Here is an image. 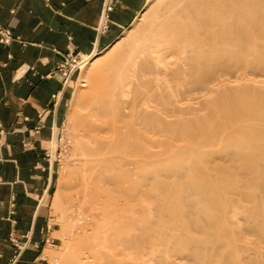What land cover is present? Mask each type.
Listing matches in <instances>:
<instances>
[{
	"label": "bare ground",
	"instance_id": "bare-ground-1",
	"mask_svg": "<svg viewBox=\"0 0 264 264\" xmlns=\"http://www.w3.org/2000/svg\"><path fill=\"white\" fill-rule=\"evenodd\" d=\"M170 6L175 7L170 8ZM258 11L263 12V14L261 13L262 15L258 16ZM151 19V24H153L152 30L137 34L134 40L135 44L124 49L116 58L108 63V65L98 73L96 79L88 86L86 93L82 96L80 102H82L84 112L82 111L80 115L79 128L82 131L81 135L83 133L85 137L87 135L86 138H88L89 142L88 140L84 141L83 138L85 137L80 135L83 137V141L80 140V143L84 142L83 145H85L83 152L80 151L82 154L81 156L84 158L87 152L86 149L90 147L87 146L85 143L86 141L89 143L88 145H91L90 152H93L97 157L98 155L101 156L102 152L103 154L106 153L105 148L107 141L109 142L108 144H115L116 148H118L117 145L126 143V141H134L136 144H142L141 141L145 139L146 134L147 136L149 134L150 136L158 134L159 125H161V128L163 127V131L161 130L160 133L164 132L165 134V128L166 131L170 130L169 132L175 135L176 133L174 132L177 131V127L180 126L182 122L185 124L184 122L187 119L185 118V120L183 118L185 121H182L180 124V122L176 123V121H181L183 120L182 118H180L181 120H173L175 118L172 117L173 119H171L173 121L167 122L166 119L168 118H166L165 121L161 120L164 116H159L161 115L159 113H167L166 115L163 114L165 117L168 114L171 117V114L173 116L175 113V115L179 117V114L177 115L176 113L182 114V112L186 110L181 108L182 111H178L180 110V105L178 103L179 107L176 108V101L179 97L176 96L179 94L185 95L186 93L193 94V92L212 93L215 99L211 102H216L215 104L219 107L218 110L220 112L214 116L210 115V119H208L213 125V128L210 127L213 132H211L210 136H208L209 134L207 135L208 138L204 137L206 140H203V135H201L200 132L196 133L201 135V138H198L199 135H196L198 138H196L197 140H202V143L199 140L200 146L198 144L199 142H195L194 144L197 143V145H191V148L185 146V149L182 147L184 150H180V147L179 150L183 155L184 152L186 153V159H191L190 156L193 158V153L199 151L201 158L195 163L197 164L195 169L199 166L206 174L209 170H213L212 173L215 176L213 175L212 177L211 173H208L212 177L211 179L209 176L211 179L209 182L206 180V184L204 183L202 185L203 181L199 180L201 183L198 184L207 188L201 194L199 192L201 195L197 196L199 199L205 198L204 200L206 201L208 200L206 197L210 194L212 195L215 191L225 192L223 197H219V202L217 200L214 201L213 196L212 200L209 198L211 200L209 204L212 203L213 205H207L208 210L211 207L210 210H206V213H203L201 216L198 215L197 218L201 220V217L206 218L207 216L209 217L210 215H218L221 213L220 215L223 214V220L217 224L207 223L208 225L203 226V229L201 228V231L207 232L209 235L213 234V237L217 235L213 242L211 240L213 238H210L209 235L206 234L209 237H207V240L210 241L204 242L207 243L205 246L201 248L197 246L195 251L191 250L187 252L188 250H185L182 252V250L181 254H179V256L181 255L182 257L180 256L179 259H181L180 261L185 260L190 264H264V250H262V248H264V85L262 84L264 83L259 82L261 80L255 81L247 78L248 75H253L258 71L263 74L262 70L264 71V67L259 68V66H257V68L254 64L250 65L249 62L251 60L249 61V58H247L248 56L243 59H240V57L237 58L238 51L236 50L233 52L228 46L235 38H240L241 34L247 33L253 35L256 32L264 31V25H262L264 22V0H166L165 3L159 5ZM229 29L233 33H226L227 36H225L226 34L223 36V33L226 32V30L229 31ZM252 35L250 39L254 38ZM258 36L257 38L259 39ZM245 37H247V35ZM245 39L246 38H244V40ZM244 47L247 48V46ZM250 54L257 57H255L257 60L255 59L253 61L254 63L256 61L264 62V43L258 48L256 46V50H253ZM238 69L244 71V76L242 75L243 77L241 76L239 78L235 75L233 76L235 79L232 78L234 80L231 79V81L230 78L232 76L230 74ZM262 80L264 81V79ZM182 84L185 85V88L182 87ZM81 86H84V84L82 83ZM178 86L183 89L179 90ZM174 93L179 94L176 95ZM76 94L80 97L79 88L74 94L75 97ZM172 94L176 96L174 97ZM203 95L204 94H202V96ZM170 96L174 97L173 99H176V101L171 100ZM218 96H220V98L223 97V100L216 101V97ZM185 98L188 99V97ZM185 98L181 97V99L184 100ZM190 98L191 97H189L188 100H190ZM178 100H180V98ZM150 103L153 104L152 106L155 111L151 108L152 110L150 111L153 112L147 113L146 108L147 106L151 107ZM208 104L206 103L205 105L208 106ZM187 106H189V104ZM175 110L177 112H174ZM189 111L190 113L192 112L191 110ZM188 113L189 112H186V114ZM186 114L185 116H187ZM148 115H151V118H153V116L157 118L156 115H158V121L154 118L156 120L153 119L155 122V124H153L152 119H149V121L151 120L152 122L149 124L147 119L150 116ZM196 116L195 118L199 119ZM190 117H188V119ZM207 117L209 118V115ZM186 124L188 128L189 123ZM174 126H177L176 129ZM170 128H174L176 131ZM189 128H192V131L195 130L192 126ZM104 130H107V132L111 131L112 136L107 139L105 137L107 141H105V139H100V137L99 140L96 139L95 141V136ZM168 133H166V135ZM189 133L193 135L194 132ZM131 137L135 140L131 139ZM172 137L169 136V138ZM137 150L139 151L140 149L127 148V151L124 150V152H126V155L130 153L129 151H131V153L135 152L137 156L141 157H138V160L144 159L143 155L145 154L142 155L138 153ZM179 150L177 152H179ZM114 151L113 153L119 154L118 149ZM174 154H176V159L179 158L177 157L178 153L174 152ZM182 154L181 156H183ZM94 155L89 156L88 159H93L90 157H94ZM99 156L93 159L94 165L98 162ZM145 156L147 159V154ZM101 158L103 157L101 156ZM113 159H115V156ZM129 159L127 158L126 161ZM176 159L173 161H176ZM83 161H87V159ZM90 161H87L89 165L92 163V161ZM134 162L136 163L137 160H134ZM185 162L187 161L185 160ZM188 162L186 163L187 166L190 165ZM83 164L87 166L85 162ZM187 168L189 169V167ZM199 168L198 170H200ZM190 170H194V168H190ZM82 172L86 173L84 169ZM175 172H173V174H178ZM192 177L196 179L197 176ZM203 187H200L201 191L204 189ZM197 192L198 191L195 193L196 195H198ZM199 201L201 204L202 201ZM204 207V209H206L205 204ZM96 209L94 211L97 212L98 209ZM99 209L101 210H98L101 220H103L105 226H113L115 230H118V228H116L118 224L116 220L120 215H123L125 218L124 215L126 214L120 213L122 208H117V210L114 209L112 212L109 211L111 209L108 210L106 208V213L102 212L103 208L99 207ZM198 212L200 214V211ZM243 212L246 214L241 216ZM239 219H242V221L244 219L249 220L247 224L244 222L246 224L242 229V231H244V237L237 234L235 235L234 232H232L235 225V228H240L237 223L240 222ZM98 223L97 225L101 227L102 225ZM100 223L102 224V222ZM105 226L103 224V228ZM109 229L113 228L109 227ZM109 229L107 227V232ZM107 232L105 231L104 234H107ZM189 232H192L190 228ZM189 232L186 231L185 234H190ZM94 234L96 235V233ZM113 234H111L112 236L110 235L109 238H112ZM70 235L72 236V234ZM114 235H117V233ZM247 235H250V238ZM173 237L174 236H172V239H170L171 237L169 238L170 241L175 238ZM74 238L76 239V237ZM82 238L83 237H81L80 240H82ZM113 238L115 239V236ZM119 238L120 237L116 236V239ZM205 238L206 237H204V239ZM121 239L122 238H120V240ZM87 240L88 239L81 244H78L80 243L78 241V243L75 244L74 242L71 243L73 244L72 246L68 245L70 248H67L63 256L62 264H90L89 258L100 263L101 258L98 247L101 245L100 243H103L104 238L97 237L94 239L96 242L93 239H91L93 241ZM201 240L203 239L201 238ZM167 241L170 242L169 240ZM199 242L201 241H198V243ZM124 244H122V247ZM261 244L263 247H261ZM175 245L176 244H174V246ZM171 246L168 244V247ZM179 247H182V245ZM123 248L125 249V245ZM173 251L174 250H172V252ZM177 251H179V249H177ZM112 257V260L116 258L114 254ZM109 258H111L110 255ZM107 262L106 264H109ZM110 264H113V262L111 261Z\"/></svg>",
	"mask_w": 264,
	"mask_h": 264
},
{
	"label": "rangeland",
	"instance_id": "rangeland-1",
	"mask_svg": "<svg viewBox=\"0 0 264 264\" xmlns=\"http://www.w3.org/2000/svg\"><path fill=\"white\" fill-rule=\"evenodd\" d=\"M165 2L166 0H146L145 3L143 4V7L140 10L141 12L138 13L136 17L133 19V21L129 24V26H127V28H125L115 38V41H113L110 45H107L106 47L100 50H97L96 52L92 53L90 56L82 60L80 63V66L77 67L76 70L72 74H70L66 79V81L69 80V87L65 93V110L63 114V119L61 123L58 125V127L53 132L56 148H55V154H54L55 176L53 180V185H52V189L50 193V202H49V210H50L49 211L50 212L49 224H50L51 232H50V237L48 241L43 246V251H42V255L44 257L43 264H62L63 256L66 253L67 248L69 247L68 245L72 246L73 244L71 243L74 242L75 244V243H78V241L80 242L78 244H81L83 241H86V239H88L87 241H90L91 239L94 240L97 237L104 238L103 243H100L101 245L98 247V249L100 250V258H101L100 263L89 258L90 264H97V263L106 264L108 259L109 260L107 263L109 264L111 261L113 262V264H116V263L118 264H186V263L190 264L189 262H186L185 260L180 261L181 259L179 258L181 255L179 256V254H181V251L182 250H183L182 252H184L185 250L186 251L188 250L187 252L191 250L195 251L197 249V246L198 248L205 246L207 243H204V242H209L210 240H207L209 237L213 238L211 239L213 242L215 240V237L217 236V235H214L215 237H213V234L209 235V233L201 231V228L203 229V226L208 225L207 223L217 224L221 222L223 220V214L220 215L221 213L218 212L219 216L216 214H213L212 216L210 215L209 217L207 216L206 218L201 217V220L200 218H197V217L198 215L201 216L203 213H206V210L207 211L210 210L211 207L208 210L207 205H213L212 203L209 204V202H211L212 200V196H213L214 201L217 200L219 202V197H223V194L225 192H219V191L213 192L214 194L212 193V195L210 194L208 197H206V199L208 200L211 199L210 201L208 200L205 201L204 200L205 198L199 199V197L197 196H199L204 190L207 189V188H204L202 185L204 183L206 184V180H208L209 182L212 179L214 175L212 173L213 170H209L211 172L208 171L209 174L211 173V176H212L211 177L208 173L206 174L204 170H203L204 171L203 173L202 169H200L199 166L198 168L200 170H198V168L195 169V166H197V164L195 163H197L198 159L200 160L201 158L199 151L193 153L194 154L193 158L192 156H190L192 161L191 159H186L187 157H186L185 152H184L185 156L182 153H180V150H184L185 146L190 147L191 145L193 146L197 145L199 140L202 143L201 139L197 140L198 138H201V135H203L202 137L204 138V137H207L208 134H209L208 136H210L211 132H213L212 131L213 125L212 123H210L211 121L208 119H210V115L214 116L215 114H219L220 112L218 110L219 107L217 106V104H215L216 102L215 101L211 102L212 100L215 99L212 93L193 92V94L186 93L185 94L186 96L183 94L182 96L179 93H174L176 95L177 94L180 95V96L175 95L176 97L180 98L181 101L178 100L179 98H177V101L179 102H177L176 99H173L175 97L174 94H172L174 97L170 96L171 100L176 101V105H177L176 108H178L180 105V108H179L180 110L178 111L181 112L182 111L181 108L182 109L184 108V110L186 111L183 110L184 112H182V114L184 113L186 114V112L190 113L189 110H191L192 112L190 114L189 113L186 114L187 116H185V114L182 115L181 113H178L175 110L174 112H177L176 114L177 115L179 114L178 115L179 117H177L175 113L173 114V116L171 114V117L169 114L165 117L167 113L166 114L163 113L165 115H163L162 112L159 113L161 114L159 116L161 117L164 116V118L162 117L161 120L165 121L166 118L169 119V120L166 119L167 122H172L173 120H176V119L181 120L180 118L182 119L186 118L187 119V120L185 119L186 121L183 119L181 121H176V123L180 122L181 124L182 121H185L184 122L185 124L189 123L188 128L192 126L195 129L193 131L191 130L192 128L188 129L187 124L185 125L182 122V124L185 126H183L182 124L181 125L179 124L180 126L178 127L174 126L175 129L177 127L178 132L174 128H172L176 131L174 133H176L177 135L176 134L173 135L172 133L169 132L170 130H167L170 133L169 134L165 130V128H164V131H165V134H164V132L160 133L161 130L163 131V127L161 128V125H159L158 134L157 135L153 134L151 135L152 136L151 137L150 134L147 136L146 134L147 132H146L145 139H144L145 141L142 140L141 141L142 144H136L134 141H126V143L117 145L118 148H116L115 144L113 143L108 144L109 142L106 140L107 138L112 136L111 131L107 132V130H104L102 132H99V134L95 136V141L96 139L99 140V137L100 139H105L106 137L105 141H107L106 142L107 145L105 148L106 153L103 154L102 152L101 156L103 158H101V156L98 155L99 160L95 165H94L93 159L96 157V155H94L93 152H90L91 145H88L89 140L88 138H86L87 135L85 137V134L83 133L82 135L85 138L81 137L82 131L79 128V120H80V115L82 114V111L84 112V108L82 106V102L80 101H81L82 96L86 93L88 86H90V84L98 76V73L101 72L102 69H104L108 65V63H110L114 58H116L124 49L129 48L131 45L133 46L135 44L134 40L137 37V34H139L140 32H144V31L148 32L152 30L153 24H151L152 23L151 18L157 11L159 5ZM171 7H175V6H170V8ZM261 13L263 14V12L258 11L257 15L261 16L262 15ZM262 25H264V22ZM263 32L264 31L256 32L255 34H253L254 36L252 34H247V33L241 34L240 38L239 37L235 38L233 41H231L228 44V46L230 47V50H232L233 52L236 50L238 51L237 58L240 57V59H243L244 57L248 56L247 58H249V61L251 60L249 62L250 65L254 64L255 67L259 66V68L264 67V62L262 61L261 62L256 61L254 63L253 61L257 57L250 54V52H252L253 50H256V46L258 48L264 43V41H262L264 40ZM226 33L231 34L233 32L230 31V29L229 31L226 30V32L223 33V36ZM227 34L225 36H227ZM246 35L249 39L251 38V35L254 38L249 40L247 37H245ZM257 36L259 37V39L257 38ZM244 38L246 39L244 40ZM244 46H247V48ZM253 72H257V71H253ZM259 72L260 71H258L257 73L253 75H248L247 78L253 79L255 81L261 80L259 82L264 83V81L262 80L264 79V75H263L264 71L262 70L263 74L261 72L259 74ZM243 73L244 71H242L241 69L235 70V72L230 74L232 76L230 80L232 78L235 79V77H233L235 75H237L240 78L243 75ZM227 78H228V75H227ZM82 83L84 84V86H81ZM182 87L185 88V85H183ZM182 87H180L181 89L179 88V90H182L183 89ZM78 88H79L80 97H78V94H76V97H75L74 94L78 90ZM202 94L204 95L202 96ZM190 95H192L193 98ZM204 96L206 97L203 98ZM181 97L182 98L188 97V99L189 97L191 98L190 100H188L187 98H185L184 100V99H181ZM222 100H223V97L221 98L220 96L216 97V101H222ZM206 103L207 104L209 103L208 106L205 105ZM150 104H151V107L147 106L146 108L147 113L153 112V111H150L154 108L152 106L153 104L152 103ZM188 104L189 106H187ZM153 110L155 111V109ZM206 115L207 116L209 115V118ZM148 116L150 117L148 118ZM148 116H147L148 118L147 121H149V119H152L153 124H155L154 120L157 119L158 121V115H156L157 118L154 116L153 118H151V115H148ZM195 116L199 118L200 120L196 119ZM172 117L175 119H173ZM188 117H190L189 119L191 118L192 119L189 120ZM150 122L151 120L149 121V124ZM198 125H200L201 127ZM178 129H183V130L185 129L189 132H192V133L194 132L195 134L193 133V135H191L189 132L185 130L183 131V130H178ZM199 132L201 133V135L196 134ZM166 133H168L169 135L168 134L166 135ZM171 135L174 136L175 138L172 137ZM196 135H199L198 138ZM169 136L172 138H169ZM82 138L84 139V141L88 140V142L86 141L85 143L87 144L88 147L90 146L89 148H87L88 150L85 147L87 152L85 154L86 156L84 155V158H86L87 161L88 160L92 161L90 165L89 163H87V161H83L86 159H84L81 156L82 154L80 153V151L83 152V148L85 146L83 145L84 142L80 143V140L83 141ZM131 139H134V138L131 137ZM203 140H206V139L204 138ZM195 142L197 143L194 144ZM200 142L198 143L199 146H200ZM182 147L184 149H182ZM127 148L140 149L139 151L137 150L138 153L142 155L147 154V159H146V156L143 155L144 159L142 158V160H138L139 159L138 157L140 156H137L135 152L131 153V151H129L130 153L126 155L125 154L126 152H124V150L127 151ZM115 149L119 150V154L113 153ZM178 150L179 152H177ZM174 152L178 153L177 157L179 158L176 159L175 157L176 154H174ZM87 154H88V157H87ZM181 154L183 156H181ZM91 155L92 156L94 155V157H90L93 159H88L89 156ZM98 156L96 158H98ZM114 156H115V159H113ZM127 158L128 159L130 158L133 161H131L130 159H129L130 161L129 160L126 161ZM173 158L176 159V161H173L174 160ZM183 159H185L187 162L190 161L188 162L190 165L187 166L186 165L187 162H185V160ZM134 160H137V162L135 163ZM84 162L85 164L87 163L86 165L88 167L83 164ZM181 162H183L185 165ZM91 165L92 166L94 165V166L92 167ZM183 166H187L189 167V169ZM190 168L191 169L194 168V170H190ZM83 169L86 173L82 172ZM175 171L178 174H173V172ZM193 174H196V175H193ZM191 175L195 177L197 176L196 179L192 177ZM209 176L211 179L209 178ZM197 178H198V181H197ZM199 180L203 181L202 185L198 184V183H201ZM200 187H203L204 189H202L201 191ZM196 191H198L197 192L198 195L195 194ZM199 200L202 201L201 204L203 205L200 204ZM204 204L206 205V209H204L205 208ZM99 207L103 208V211H102L103 213H106L107 209L108 210L111 209L109 211L112 212V210L114 211V209L117 210V208L118 209L122 208L121 209L122 211H120V213H123V214L126 213V214L124 215L125 218L123 217V215L119 214L120 215V217L118 218L119 221L118 219L116 220L117 221L116 223L119 224V225L118 224L116 225V228H118V230L117 229L115 230L113 226H107V225L105 226V223L103 222V220H101V216L98 211L100 210ZM95 209L97 210V212L94 211ZM198 211H200V214ZM244 212L241 214V216L246 214ZM100 222H102V224ZM244 222L247 224L249 220L244 219L242 221L241 219L240 222H237L240 227L239 229L235 228L236 225L235 227L233 226L234 228L232 229V232H234L235 235L236 234L241 235V236L244 235V231H242L243 227L246 225ZM97 223L102 226L99 227ZM103 224L105 226L104 228H103ZM95 226H98L99 228ZM107 227L108 229L109 227L113 229H109L107 232ZM189 228L192 232H189ZM104 230L107 232V234L105 233L106 235L104 234L105 232ZM185 230L188 231L190 234H185L186 233ZM114 231L115 233H117V235H114L115 234ZM94 233H96V235ZM70 234H72V236ZM111 234H113V237L115 236V239L113 237L109 238ZM121 234H122V237H121ZM206 234H208L209 237ZM73 236L76 237V239ZM116 236L122 239L121 240L120 238L116 239ZM172 236H174L175 238L173 237L174 239L170 241V239H172ZM247 236L249 237L250 235H247ZM81 237H83L82 238V240L84 239L83 241L80 240ZM204 237L206 238L204 239ZM201 238L203 240H201ZM167 240H169L170 242H168ZM197 240L201 242L198 243ZM112 242H114L117 246ZM122 244L125 245V249L123 248L124 245L122 247ZM168 244L169 246L172 245L171 246L172 248L168 247ZM174 244L176 245L181 244L182 247H179L181 245L174 246ZM261 247H263L262 244H261ZM167 248H170V249H167ZM177 249H179V251H177ZM172 250H174L173 251L174 253L172 252ZM262 250H264V248H262ZM113 254L115 255L116 258L114 257L115 259L112 260ZM109 255L111 258H109Z\"/></svg>",
	"mask_w": 264,
	"mask_h": 264
},
{
	"label": "crops",
	"instance_id": "crops-1",
	"mask_svg": "<svg viewBox=\"0 0 264 264\" xmlns=\"http://www.w3.org/2000/svg\"><path fill=\"white\" fill-rule=\"evenodd\" d=\"M146 0H0V264H43L55 176L53 132L69 80L56 69L69 49L85 58L110 45Z\"/></svg>",
	"mask_w": 264,
	"mask_h": 264
},
{
	"label": "built area",
	"instance_id": "built-area-1",
	"mask_svg": "<svg viewBox=\"0 0 264 264\" xmlns=\"http://www.w3.org/2000/svg\"><path fill=\"white\" fill-rule=\"evenodd\" d=\"M112 3L113 0H102V6L98 18V28L105 27L107 13L112 8ZM11 38L12 35L9 29L7 27L0 26V41L7 42ZM84 58V54H79L78 52L68 49L64 54L63 60L59 63L56 69L65 79H67V77L80 66V63Z\"/></svg>",
	"mask_w": 264,
	"mask_h": 264
}]
</instances>
